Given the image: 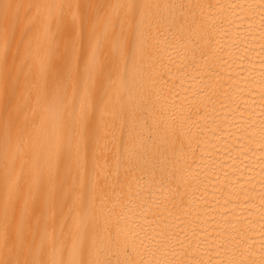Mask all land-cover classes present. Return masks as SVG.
I'll return each instance as SVG.
<instances>
[{"label": "bare ground", "instance_id": "6f19581e", "mask_svg": "<svg viewBox=\"0 0 264 264\" xmlns=\"http://www.w3.org/2000/svg\"><path fill=\"white\" fill-rule=\"evenodd\" d=\"M0 264H264V0H0Z\"/></svg>", "mask_w": 264, "mask_h": 264}]
</instances>
